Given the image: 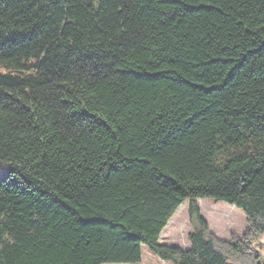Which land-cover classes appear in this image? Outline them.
<instances>
[{
  "label": "trees",
  "instance_id": "trees-1",
  "mask_svg": "<svg viewBox=\"0 0 264 264\" xmlns=\"http://www.w3.org/2000/svg\"><path fill=\"white\" fill-rule=\"evenodd\" d=\"M263 236L264 0H0V264H264Z\"/></svg>",
  "mask_w": 264,
  "mask_h": 264
},
{
  "label": "rangeland",
  "instance_id": "rangeland-1",
  "mask_svg": "<svg viewBox=\"0 0 264 264\" xmlns=\"http://www.w3.org/2000/svg\"><path fill=\"white\" fill-rule=\"evenodd\" d=\"M198 204L203 217L209 224L210 230L217 238L230 240L234 236L238 238L243 236L247 227V220L240 208L224 201L216 202L212 198L199 199ZM164 230L165 232L161 233L160 236V243L179 246L182 249L189 248L190 242L188 237L192 230V226L189 219L188 200L180 205ZM261 256V263H264V251L261 252ZM142 262L143 264H171L158 257L145 244L142 246Z\"/></svg>",
  "mask_w": 264,
  "mask_h": 264
},
{
  "label": "crops",
  "instance_id": "crops-1",
  "mask_svg": "<svg viewBox=\"0 0 264 264\" xmlns=\"http://www.w3.org/2000/svg\"><path fill=\"white\" fill-rule=\"evenodd\" d=\"M161 238V237H160ZM190 246V245H189Z\"/></svg>",
  "mask_w": 264,
  "mask_h": 264
}]
</instances>
